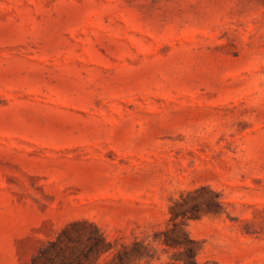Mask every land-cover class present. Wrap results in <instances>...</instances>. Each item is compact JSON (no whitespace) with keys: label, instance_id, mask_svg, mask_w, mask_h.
<instances>
[{"label":"rangeland","instance_id":"374dc122","mask_svg":"<svg viewBox=\"0 0 264 264\" xmlns=\"http://www.w3.org/2000/svg\"><path fill=\"white\" fill-rule=\"evenodd\" d=\"M0 264H264V0H0Z\"/></svg>","mask_w":264,"mask_h":264},{"label":"trees","instance_id":"16d2710c","mask_svg":"<svg viewBox=\"0 0 264 264\" xmlns=\"http://www.w3.org/2000/svg\"><path fill=\"white\" fill-rule=\"evenodd\" d=\"M63 233H64V232H63ZM61 236H62V234H61V235H58L57 238H56V240H54V241L52 242L53 245L59 246L60 249H62V240H61ZM92 248H94V247H93V246H90V249H91V250H92ZM108 250H109V242H108L106 239H102L101 253H102V252H103V253L108 252ZM124 256H125V254H124ZM115 258H117L118 261H119L120 263H122V260H123V256H122V254L118 253V254L115 256Z\"/></svg>","mask_w":264,"mask_h":264}]
</instances>
